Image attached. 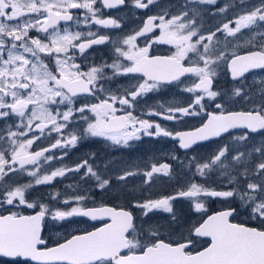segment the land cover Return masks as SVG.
<instances>
[{
  "label": "snow or ice",
  "instance_id": "obj_1",
  "mask_svg": "<svg viewBox=\"0 0 264 264\" xmlns=\"http://www.w3.org/2000/svg\"><path fill=\"white\" fill-rule=\"evenodd\" d=\"M154 2L133 0L138 9H146ZM193 2L215 4L216 0ZM97 3L101 8L95 7ZM125 4L126 0H0V119L19 118V123L7 126L0 134V141L6 140L7 143V147L0 146V179L23 170L34 179L35 185H41L63 177L67 172L86 169L85 177H94L98 187L103 189L110 184V180L102 178L87 161L74 168L59 167L41 174V158L45 163L53 160L55 157L46 153L75 146L83 136L104 137L114 144L128 146L130 141L140 139L143 133L171 137L178 140L181 148L189 149L199 141L219 137L232 129L246 130L237 138L239 140H247L249 133L264 131V102L241 111H228L222 104H216L219 111L208 113L207 120L200 127L175 132L165 129L160 123L140 119L128 110L134 107L138 97L163 84L193 76V83L184 88V91L193 94L187 106L164 108L161 105L160 111L150 110L149 115L162 116L169 121L178 119L177 114L196 116L200 114L197 109L204 110L205 96L215 100L220 95L213 90V81L221 64L226 66L233 80L243 79L252 70L264 69V42L258 47L253 43L257 35L264 41V32L254 33L247 41L256 50H247L242 54L230 50L234 46L229 41V37L237 38L245 30L264 25V0L251 9L244 7L245 0H239L241 14L207 35L201 34L202 27L198 26L196 19L199 14L195 9L191 10V18L189 11H181L168 19L165 18L169 15L167 12L149 16L134 34L114 42L122 45L114 47L116 60L82 71L80 65L74 62L76 52L84 54L93 45L110 41V37L91 31H71L68 27L61 29L60 22L75 19L79 25L81 20L74 17L73 10H84L83 23L118 28L117 19L102 18V9ZM32 30L46 34L45 39L31 37L29 32ZM157 30L159 35H155ZM148 33H152L153 38L144 47H139L136 41ZM217 33L224 34V44L219 49L217 45L221 42L215 39ZM152 44L169 45L172 51L169 55L152 56L149 54ZM42 54L52 58L51 67L45 63ZM121 57L128 63L121 61ZM106 69H111L113 76L139 73L142 77L131 88L125 89L123 95L109 94L98 103L75 107L74 98L79 94L95 96L96 91H104L102 85L99 88L97 85L105 78ZM233 95H244L247 99L242 87L234 89ZM117 103L127 108L118 109ZM59 105H64L65 110L52 107ZM118 111H123V114L117 115ZM86 112L92 113L93 117L84 115ZM75 113L80 114L86 126L80 129L79 135L73 131L65 137L64 131ZM46 130L58 135L55 142L30 151ZM37 132L40 135H36ZM228 151L225 145L208 160L196 163V173L205 177L218 167L221 175L232 185L237 177L231 174V165L225 163ZM253 151L264 155V144ZM244 156L245 153H238L232 160L239 163ZM28 165L33 166L32 170L26 168ZM169 171L167 163L152 164L150 170L144 173L145 183H150L155 174L168 175ZM134 174L125 171L117 179L123 181ZM254 174L261 178L257 182L248 179L242 191L235 188L217 190L193 181L172 196L134 203V207L142 209L145 216L154 210H163L173 214L175 219L172 201L178 198H192L194 209L202 211L205 204L200 197L230 198L239 195L245 210L258 226L231 222L230 217L236 212L234 208L217 212L192 227L195 236L211 240L208 247L201 251H188L193 244L191 238L184 242H165L156 238L155 232L150 234L151 242H142L131 211L107 206L81 207L79 205L85 197L75 196L63 201L65 205L73 201L77 205L68 210H51L46 205H40L41 210L35 215L17 212L0 215V256L25 258L35 264H264V161L256 164ZM243 175L249 176L247 169ZM32 186L31 183L4 186L0 190V205L36 207L25 198L26 190ZM49 212L54 220L82 216L92 220L106 217L109 222L48 247L41 237V221Z\"/></svg>",
  "mask_w": 264,
  "mask_h": 264
},
{
  "label": "flooded vegetation",
  "instance_id": "obj_2",
  "mask_svg": "<svg viewBox=\"0 0 264 264\" xmlns=\"http://www.w3.org/2000/svg\"><path fill=\"white\" fill-rule=\"evenodd\" d=\"M146 2V0H145ZM260 0H245L244 7L251 9L258 6ZM97 8L101 5L97 3ZM225 11L221 12L220 9ZM195 9L199 14L197 16V24L202 27L201 34L207 35L210 32L221 26L223 23L234 19L238 14H241V6L239 0H216L215 4L198 3L193 0H155V2L146 9H138L134 6L133 0H126L124 6H117L113 9H102V18L117 19L120 27H108L95 25L94 23H83L84 10H73V15L76 19L81 20L77 25L76 20L70 22H60V27H68L71 31H81L87 33L97 32L99 35H107L110 41L101 45H93L86 50L84 54H75V63L79 64L82 71H87L93 65H101L104 63L111 64L117 59V54L114 47L122 46L114 42L119 41L127 35L134 34L142 28L144 21L149 16H158L165 12L169 13L165 18L168 19L172 15H179L181 11H189L191 18V10ZM186 22V21H181ZM234 27V25H232ZM264 32V25L254 27L251 30H245L242 35L238 34L237 38L229 37L231 45L230 50H236L241 54L247 50H256L247 41L254 33ZM31 37L39 36L45 39L46 34L39 33L35 30L29 32ZM155 35H159V31H155ZM153 38L152 33L146 36L139 37L136 41L139 47H144L146 42ZM196 37L193 38L195 40ZM221 43L217 48H222L224 44V34L217 33L216 38ZM207 42V41H206ZM264 41L260 40L257 35L254 44L259 46ZM172 49L169 45L152 44L149 48V54L152 56H165L171 53ZM45 63L51 67L53 64L52 58L44 57ZM125 64L123 57L120 58ZM104 79L98 82L97 87L103 86L104 91H96L95 96L90 94H79L74 98V106L80 107L84 104L98 103L99 100L106 98L109 94L123 95L125 89L131 88L132 85L140 81L142 74H126L113 76L111 69H106ZM195 77H182L180 81L171 84H163L158 89L138 97L134 107L128 109L133 112V115L140 119H147L151 122L160 123L165 129L175 131H189L196 127H200L208 116V113L218 112L216 104H222L223 108L228 111L249 110L253 106H258L264 102L262 93H264V69H255L246 73L243 79L233 80L225 65L217 69V75L213 81V90L220 93L215 100L205 96L203 101L204 110L200 111L196 116H179L175 120H165L162 116L149 115L150 110L160 111L159 106L167 108L169 106H187L193 99V94L184 91L186 86H190ZM243 88L247 95L235 96L233 91L236 88ZM59 107L65 110L64 105L52 106ZM118 109L127 108L116 104ZM123 114V111H118L117 115ZM84 115L92 118L93 114L86 112ZM19 123V118L12 116L10 118L0 119V134L4 133L7 126ZM86 125L80 119V114L75 113L73 119L69 122L67 129L64 131V136L75 131L80 134V129ZM13 131L16 129L13 127ZM245 129H232L227 133H223L219 137H211L205 141H199L189 149H183L179 146L178 140L164 136H149L141 133L140 139L129 142L128 146L117 145L104 137L83 136L78 140L75 146L66 148L54 149L51 153L55 158L47 163L41 158L40 166L43 169L41 174L50 172L59 167L74 168L77 164L87 161L93 167V170L99 173L102 178L109 179L110 184L105 188H99L94 177H85L86 169H81L79 172H67L63 177H57L52 182L45 184L44 202L38 203V199L33 193L34 179L27 174L26 171L17 170L14 174L10 173L1 180L0 190L6 185L20 186L21 184H31L25 192V198L29 203L36 204V207L29 208L27 205H0V215H6L8 212H17L23 215H32L39 212L40 205H46L51 210H68L73 206H77L75 202L65 205L63 201L75 196H83V200L79 206L81 207H100L107 206L116 209H125L131 211L134 216V221L137 226V235L143 238L142 242H151L150 234L155 232L156 238L163 239L165 242H184L191 238L193 244L188 251H201L208 247L211 243L209 237L195 236L192 231L193 225L198 226L204 219L217 212L228 210L229 208L236 209V212L230 217L233 223H243L248 226H258L256 221H253L248 211L245 210V205L241 201L239 195L230 198L217 197H200L205 204V209L196 211L193 206L192 198H178L172 201L175 219L173 214L163 210H154L147 216L143 214L142 209L134 207V203L143 202L148 199H158L165 196H172L177 191L186 186L190 182L203 184L207 187L216 188L217 190H231L235 188L237 191H242L248 179L257 182L261 177L254 174L256 164L264 161V155L253 151L255 147H260L264 144V131L257 133H249L247 140L237 139L244 134ZM36 135H40L39 132ZM58 138L55 132L45 134L38 140L30 149L36 151L40 148L48 147ZM20 139H23L21 137ZM227 145L229 151L227 154L226 164L231 165V174L237 179L232 185H229L228 179L221 175V170L214 167L207 176L200 177L196 173L195 164L208 160L221 147ZM0 146L7 147L6 140L0 141ZM238 153H245L244 158L239 162L232 160V157ZM60 157H63L62 159ZM175 157V159L173 158ZM167 163L170 165L168 175L155 174L150 183H145L144 173L150 170L152 164ZM19 169V166H16ZM32 170L33 166H26ZM248 170L249 176L245 177L243 173ZM125 171L135 173L128 176L125 180H118L117 177ZM51 190V191H49ZM49 191V192H48ZM108 218L90 220L87 217L74 216L65 220H54L51 212L47 213L43 219L42 239L47 246H51L72 235L82 234L85 231H92L102 227L108 223ZM126 254V253H125ZM0 264H33L30 261L21 258L8 259L0 256Z\"/></svg>",
  "mask_w": 264,
  "mask_h": 264
},
{
  "label": "rangeland",
  "instance_id": "obj_3",
  "mask_svg": "<svg viewBox=\"0 0 264 264\" xmlns=\"http://www.w3.org/2000/svg\"><path fill=\"white\" fill-rule=\"evenodd\" d=\"M0 182L5 183V180H1ZM29 183H31V182H29ZM21 185H25V184H21ZM49 191H51V190H49ZM33 193L36 196V198L38 199L37 202L42 204L44 202V198H45V196H44L45 195V184H41V185H35L34 184Z\"/></svg>",
  "mask_w": 264,
  "mask_h": 264
},
{
  "label": "water",
  "instance_id": "obj_4",
  "mask_svg": "<svg viewBox=\"0 0 264 264\" xmlns=\"http://www.w3.org/2000/svg\"><path fill=\"white\" fill-rule=\"evenodd\" d=\"M88 219H90V220H92L90 217H87ZM41 224H42V221H41ZM93 231V230H92ZM41 232H42V226H41ZM55 246V245H54ZM52 247V246H51ZM6 258H8V259H15V258H11V257H6ZM21 259H23V260H26L25 258H21ZM28 261H30V262H32V263H34L35 264V262H33V261H31V260H28Z\"/></svg>",
  "mask_w": 264,
  "mask_h": 264
}]
</instances>
